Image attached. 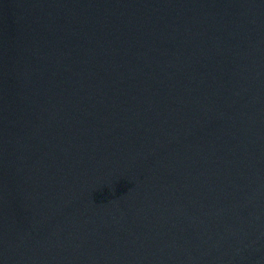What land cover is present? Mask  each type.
Here are the masks:
<instances>
[{"label": "water", "instance_id": "water-1", "mask_svg": "<svg viewBox=\"0 0 264 264\" xmlns=\"http://www.w3.org/2000/svg\"><path fill=\"white\" fill-rule=\"evenodd\" d=\"M0 264H264V0H0Z\"/></svg>", "mask_w": 264, "mask_h": 264}]
</instances>
